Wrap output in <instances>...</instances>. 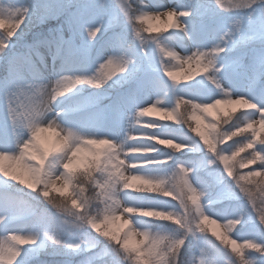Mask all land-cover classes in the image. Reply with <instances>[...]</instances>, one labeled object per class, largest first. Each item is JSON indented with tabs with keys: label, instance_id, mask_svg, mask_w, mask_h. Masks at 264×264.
I'll list each match as a JSON object with an SVG mask.
<instances>
[{
	"label": "snow or ice",
	"instance_id": "1",
	"mask_svg": "<svg viewBox=\"0 0 264 264\" xmlns=\"http://www.w3.org/2000/svg\"><path fill=\"white\" fill-rule=\"evenodd\" d=\"M136 3L143 0L114 3L118 13L103 23L85 17L87 0L55 7L0 0V264H219L199 234L231 264H264V239L243 234L264 235V0H158L152 10ZM37 26L47 33L37 30L26 45L34 55L21 59L13 38ZM128 26L145 63L121 51ZM149 40L160 56L155 64ZM109 81L120 89L112 111L132 127L170 122L191 143L126 129V141L151 142L126 145L85 132L98 110V99H87L97 92L86 90ZM238 83L262 98L237 91ZM168 85L174 99L165 104L159 96ZM183 86L194 93L177 92ZM48 88L51 107L39 99ZM194 146L202 155L175 159ZM149 165L164 174L133 171ZM132 193L166 198L167 207L125 202Z\"/></svg>",
	"mask_w": 264,
	"mask_h": 264
},
{
	"label": "rangeland",
	"instance_id": "2",
	"mask_svg": "<svg viewBox=\"0 0 264 264\" xmlns=\"http://www.w3.org/2000/svg\"><path fill=\"white\" fill-rule=\"evenodd\" d=\"M28 2L32 3H42L46 2V0H28ZM63 2V0H47V3H50L55 7L59 3ZM100 2H104V0H87V3L90 5L88 11L85 13V17L93 16L96 20H100L103 23H108L113 16L114 13H118V10L115 9L114 3H118L119 0H105L104 6H100ZM158 2V0H143V4L136 3L134 6L144 7L146 10H152L153 6ZM185 0H164V3L175 6L177 3H183ZM122 19V18H121ZM56 21H50V25H54ZM39 30L40 32L46 34L47 33V27L46 26H37L36 29L28 30L26 29V35L22 37L21 39L17 40L15 37L13 38V43L15 44V48L13 49L16 51L21 59L24 57H27L29 55H34V52H30V50L26 47V45H31L34 43V36L35 32ZM3 29H0V32H3ZM169 31H171L169 29ZM144 35H150L149 33H143ZM107 36V33H104L100 36V38L96 42V48L100 46L102 41ZM161 38V37H158ZM131 42V46H128V42ZM166 42V41H165ZM148 44L150 46L149 52L150 56L149 59L153 64L158 63L160 56L159 53L155 50V46L152 44V41L149 40ZM138 45L139 41L134 40L131 36V29L130 26H128L126 31V43L125 47L121 49V51L124 52L126 56H132L138 63H145V57L143 53H140L138 51ZM37 50L45 57L49 65L51 64V57L49 55L48 49L45 45L40 44L37 46ZM82 55V54H78ZM3 56V53H0V57ZM96 66V56H95V48L93 50L92 57L87 60V67L86 71L91 73ZM3 72V65L0 63V74ZM208 89H212V85L207 86ZM225 91H228L229 93L232 92L231 88L224 89ZM236 90L239 92H244L248 94L249 96H255L257 99L262 98V94L259 92V90H253L250 89L247 85V83H238ZM85 90L81 87L74 91L73 95L76 97H80L81 93ZM87 92H93L96 91V96H90L87 97L92 103H96L98 99V110L94 112L93 116L91 117L87 127H85L83 130L87 133H95L98 135H107L110 137H115L117 140H124L125 144H138L142 146L150 145L151 142L147 140H137V141H126L125 140V130H131V131H143L146 133L151 134H161V135H171L175 136L178 139L185 140L189 143H191V136L187 133V130L184 128H181L177 125L171 124L170 122H157L161 124V127L157 129H137L131 126L130 117L125 119V116L120 112L112 111V105L117 97V94L119 93L120 89L115 84V81H109L108 84L104 86V88L99 90H94L92 88H88L86 90ZM177 92H184L186 94H192L194 93V90L183 86L180 89H177ZM222 94V93H221ZM159 98L162 100L163 103L168 104L172 102L174 99L173 91L171 90V86L168 85L167 87H162L161 93ZM151 99V97H149ZM138 100L140 103L145 102L143 93L140 94L138 97ZM108 105L109 109L108 112L105 113L103 110L104 106ZM124 111L130 112L131 108L126 109ZM159 117H146L147 119H158ZM244 117L242 116L241 119ZM226 127V126H225ZM135 135V133H132ZM166 151V150H164ZM151 156H156L157 153L150 154ZM202 155L197 148L194 146L189 152L187 156L176 153L175 159L178 160H188L193 156H200ZM146 157H138V159H144ZM171 163V161L169 162ZM133 171L141 172L147 175L152 176H158L163 175L164 173L158 171L156 166H146L142 168L133 169ZM132 196L135 197L133 200H126L127 203L132 204H141V205H153L157 207H167L166 198L158 197L154 194H147V193H132ZM209 207L213 210L219 209L221 206L218 204H211ZM146 218H139L140 222L142 223ZM150 231H156L154 228H149ZM245 236H257L259 239H264V235L258 234L255 231H248L245 230L243 232ZM200 235V243L202 246H204L210 253L211 258H214L219 262V264H231V256L225 252L222 248H220L218 245L213 244L212 240L205 234H199ZM103 243V241H101ZM49 259H59V257H49Z\"/></svg>",
	"mask_w": 264,
	"mask_h": 264
},
{
	"label": "clouds",
	"instance_id": "3",
	"mask_svg": "<svg viewBox=\"0 0 264 264\" xmlns=\"http://www.w3.org/2000/svg\"><path fill=\"white\" fill-rule=\"evenodd\" d=\"M46 2H47V0H46ZM104 3H105V0H104V2H100V6L103 7V6H104ZM50 93H51V88L45 89V90L41 93V95H40V97H39V99L41 100L42 104H46V105H48L49 107L52 106V104H51V99H50ZM63 106H64V105H57V107H63ZM53 118H54V117H53L52 115H49V119H53ZM56 122H57V123H62V121H59V120H57Z\"/></svg>",
	"mask_w": 264,
	"mask_h": 264
},
{
	"label": "trees",
	"instance_id": "4",
	"mask_svg": "<svg viewBox=\"0 0 264 264\" xmlns=\"http://www.w3.org/2000/svg\"><path fill=\"white\" fill-rule=\"evenodd\" d=\"M38 204H40V202H37ZM41 207H43V204H40Z\"/></svg>",
	"mask_w": 264,
	"mask_h": 264
}]
</instances>
